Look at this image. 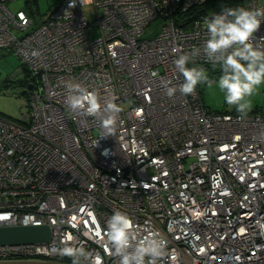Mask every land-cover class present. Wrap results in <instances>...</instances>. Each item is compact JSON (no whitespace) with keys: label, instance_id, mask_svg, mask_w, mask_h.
<instances>
[{"label":"built area","instance_id":"1","mask_svg":"<svg viewBox=\"0 0 264 264\" xmlns=\"http://www.w3.org/2000/svg\"><path fill=\"white\" fill-rule=\"evenodd\" d=\"M12 1L0 0V49L37 82L24 120L0 113V226L47 224L51 238L0 245V260L71 263L60 248L72 244L118 264L105 229L120 210L136 239L156 232L166 240L157 264H264V113L211 111L203 84L166 94L183 79L174 58L206 39L210 0H60L38 25ZM241 5L264 10V0ZM196 63L211 80L219 75L202 51ZM69 81L102 100L117 96L110 132L100 114L68 108Z\"/></svg>","mask_w":264,"mask_h":264},{"label":"clouds","instance_id":"2","mask_svg":"<svg viewBox=\"0 0 264 264\" xmlns=\"http://www.w3.org/2000/svg\"><path fill=\"white\" fill-rule=\"evenodd\" d=\"M262 22L264 10L260 8L238 5L210 12L203 20L207 35L202 46L181 51L174 58L173 64L183 79L178 85L166 84V94L172 96L177 90L181 94H192L198 84L212 83L209 70L196 63L202 51L211 68L219 69L215 83L224 101L234 105L241 118L246 116L250 107L248 97L264 83V36L257 35ZM66 88L65 99L70 110H84L89 116L100 114L102 127L106 132L111 131L108 126L120 110L114 93L109 92L102 100L96 91L80 82L69 81ZM101 135L107 136L105 132ZM105 232L119 257L118 264H157V258L166 247V240L156 232L136 239L131 217L120 210L108 217ZM60 252L71 258V264H100V258L83 246L66 244Z\"/></svg>","mask_w":264,"mask_h":264},{"label":"rangeland","instance_id":"3","mask_svg":"<svg viewBox=\"0 0 264 264\" xmlns=\"http://www.w3.org/2000/svg\"><path fill=\"white\" fill-rule=\"evenodd\" d=\"M15 0L10 6L12 9H31L35 12V16L41 21L47 17L55 6L58 0ZM244 0H210L204 5L210 12H218L224 7H236L241 5ZM83 10L87 15L91 25L88 28L90 35L95 38L100 35V26L95 21L96 8L92 3L85 4ZM152 26H160V21L156 20ZM150 27L148 30L151 31ZM150 34V33H149ZM22 67L21 60L11 51L7 49H0V113L15 120H24V115L29 111L28 105V87L23 84L26 77L25 71H20ZM218 76L211 80L212 83L203 84V100L205 105L216 112L236 111L234 105H228L223 95L216 86L215 80ZM249 110L264 113V83L257 86L253 94L248 97ZM126 106L130 105L126 101Z\"/></svg>","mask_w":264,"mask_h":264},{"label":"water","instance_id":"4","mask_svg":"<svg viewBox=\"0 0 264 264\" xmlns=\"http://www.w3.org/2000/svg\"><path fill=\"white\" fill-rule=\"evenodd\" d=\"M51 238V228L45 225L0 226V245L41 243ZM0 264H71L47 259L0 260Z\"/></svg>","mask_w":264,"mask_h":264},{"label":"trees","instance_id":"5","mask_svg":"<svg viewBox=\"0 0 264 264\" xmlns=\"http://www.w3.org/2000/svg\"><path fill=\"white\" fill-rule=\"evenodd\" d=\"M30 0H27L26 2L29 3ZM60 0L57 1V3L55 4V6L52 8V10L59 4ZM51 10V11H52ZM204 11L203 10V6H201V8H195L194 10H189L188 14L189 15H192L190 17H188V19H184V20H178V25H182V26H187L189 25V22L192 21L196 16H197V13L198 12H202ZM32 13V15L34 16V21H35V24L38 25L40 24L41 22H43L44 20H46V17L43 18L41 21L38 20V18L35 16V12L31 9L30 11ZM197 12V13H195ZM50 14V13H49ZM48 14V15H49ZM186 21V22H185ZM20 71H25L26 73V77L25 79L23 80V84H27V87H28V92H27V96H28V105H29V95L32 91V89L35 87L36 85V82H37V78L32 75V73L30 72V70L27 68V66H25L23 63H22V67L20 68Z\"/></svg>","mask_w":264,"mask_h":264}]
</instances>
